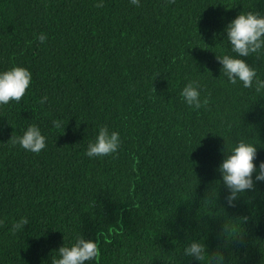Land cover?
Here are the masks:
<instances>
[{
  "label": "trees",
  "instance_id": "obj_1",
  "mask_svg": "<svg viewBox=\"0 0 264 264\" xmlns=\"http://www.w3.org/2000/svg\"><path fill=\"white\" fill-rule=\"evenodd\" d=\"M97 3L0 0V70L32 73L24 96L0 105V264H52L78 234L98 246L85 264H203L183 253L195 240L223 264H264V183L229 206L217 171L241 138L264 160V88L227 83L216 60L227 23L264 14V0ZM242 59L264 80V53ZM192 79L208 100L199 109L180 96ZM33 123L39 153L13 143ZM101 125L120 147L89 158Z\"/></svg>",
  "mask_w": 264,
  "mask_h": 264
},
{
  "label": "clouds",
  "instance_id": "obj_2",
  "mask_svg": "<svg viewBox=\"0 0 264 264\" xmlns=\"http://www.w3.org/2000/svg\"><path fill=\"white\" fill-rule=\"evenodd\" d=\"M133 6H140V0H129ZM97 7L103 6V0H99ZM227 47H222L216 60L222 66L221 72L227 77V83L239 85L245 89H254L260 93L264 88V80L260 79L256 68L250 66L242 57L250 54L264 53V14L257 11L244 10L232 18L224 28ZM40 43L47 39L45 33L36 37ZM234 53L235 55H233ZM32 81V73L29 69L15 65L0 70V105L10 101H19L25 94ZM201 86L195 79L189 80L180 90V96L186 105L199 109L208 103L206 97L201 96ZM48 97L42 96L39 103L43 104ZM63 119H53L52 126L56 129L64 127ZM13 143L28 152L39 153L46 147V136L37 124H29L17 136ZM119 132L111 130L107 125H101L96 130L93 139L87 143L84 154L89 157H103L114 154L120 147ZM217 171L223 185L228 190L225 203L234 206L237 195L246 190H254L258 183H264V160L257 161V148L255 143L241 138L232 144L223 153V159L217 165ZM26 216H20L12 222L13 234L22 230L28 223ZM185 256L202 261L203 264H223V256L217 254L213 260L205 250V245L195 240L183 248ZM98 254L97 243L91 239H84L80 234L76 235L67 244L58 248L52 264H85L93 261Z\"/></svg>",
  "mask_w": 264,
  "mask_h": 264
}]
</instances>
